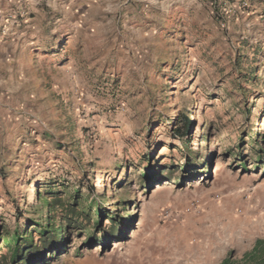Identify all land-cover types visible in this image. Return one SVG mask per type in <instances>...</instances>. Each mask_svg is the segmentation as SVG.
<instances>
[{
	"label": "rangeland",
	"instance_id": "374dc122",
	"mask_svg": "<svg viewBox=\"0 0 264 264\" xmlns=\"http://www.w3.org/2000/svg\"><path fill=\"white\" fill-rule=\"evenodd\" d=\"M241 1L223 27L211 0L144 20L135 0H92L76 25L89 33L61 38L46 77L18 47L0 55V226L36 228L49 179L78 185L92 206L81 224L101 210L103 231H74L47 264H219L264 238V0ZM114 216L131 223L115 230Z\"/></svg>",
	"mask_w": 264,
	"mask_h": 264
},
{
	"label": "trees",
	"instance_id": "16d2710c",
	"mask_svg": "<svg viewBox=\"0 0 264 264\" xmlns=\"http://www.w3.org/2000/svg\"><path fill=\"white\" fill-rule=\"evenodd\" d=\"M191 123L192 120L188 116H181L175 130V137L185 139L189 135ZM152 159V155L143 158L145 161ZM150 172L152 174V171ZM86 176L87 171L84 170L82 178H86ZM144 176L146 177L147 173ZM58 185L61 188H58ZM58 185H53V182L47 179L36 186L35 201L39 204L40 220H30L29 224L36 228L29 232L15 231L11 233L0 226V264H47L51 255H59L68 248L67 244L74 231L82 230L87 235V240L91 242L95 241L98 233L103 231V224L100 220L101 210L98 213L95 212V216L92 218L93 230H87V227L81 224L82 218L89 221L92 211L90 204H84L86 202L82 189L78 185L74 186L72 190H69L71 186L68 184ZM86 191L94 196H104L106 186L103 184L101 188L97 189L95 182H90ZM56 216H58L57 221L55 220ZM110 219L114 229L121 231V226L130 224L132 218L124 219L121 216H114ZM104 242L105 240L102 241V243ZM219 264H264V238H256L251 249L245 251L238 259L234 258L231 252L227 253Z\"/></svg>",
	"mask_w": 264,
	"mask_h": 264
},
{
	"label": "crops",
	"instance_id": "0c3cea01",
	"mask_svg": "<svg viewBox=\"0 0 264 264\" xmlns=\"http://www.w3.org/2000/svg\"><path fill=\"white\" fill-rule=\"evenodd\" d=\"M135 1L137 6L135 19L144 20L152 15V9L158 5L168 7L180 2L188 4L197 0ZM97 2L108 7L110 0H97ZM46 5L52 9H46ZM92 12V0H0V28L4 27L8 32L5 39L0 40V55L12 52L18 47L29 55L28 60L42 61L40 68L45 75L43 77H46L51 61H56L58 56H61V38L67 37L68 45H72L75 43L73 38L78 33H89L87 30L77 28L76 25H78L77 20L87 19ZM126 18L129 19L127 14ZM65 22L72 24H65ZM61 23L63 25H60ZM142 32L145 33V30ZM57 61L62 63L64 60ZM65 61L72 66L80 60L68 56ZM90 62V59L86 60L84 66ZM71 77L73 76L70 74L67 79ZM250 247L252 244L246 250Z\"/></svg>",
	"mask_w": 264,
	"mask_h": 264
},
{
	"label": "built area",
	"instance_id": "2783aa9c",
	"mask_svg": "<svg viewBox=\"0 0 264 264\" xmlns=\"http://www.w3.org/2000/svg\"><path fill=\"white\" fill-rule=\"evenodd\" d=\"M231 0H211L212 5L214 9L216 10L215 15H216V20L218 23L225 27L227 20L231 17V15L240 7L245 8L247 6V3L245 1L238 0V7L237 6H231L229 3ZM224 11V12H223ZM7 30L4 27L0 28V40H4L5 37L7 36Z\"/></svg>",
	"mask_w": 264,
	"mask_h": 264
},
{
	"label": "bare ground",
	"instance_id": "6f19581e",
	"mask_svg": "<svg viewBox=\"0 0 264 264\" xmlns=\"http://www.w3.org/2000/svg\"><path fill=\"white\" fill-rule=\"evenodd\" d=\"M221 166V163H217V167H216V170H218ZM98 189V188H97Z\"/></svg>",
	"mask_w": 264,
	"mask_h": 264
}]
</instances>
